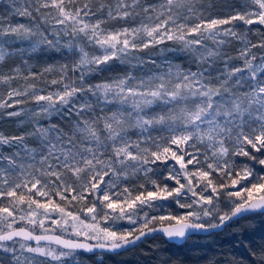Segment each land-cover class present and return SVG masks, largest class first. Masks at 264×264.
<instances>
[{
  "label": "snow or ice",
  "instance_id": "6c2138e0",
  "mask_svg": "<svg viewBox=\"0 0 264 264\" xmlns=\"http://www.w3.org/2000/svg\"><path fill=\"white\" fill-rule=\"evenodd\" d=\"M0 8V120L27 125L0 131V264H79L264 216V0ZM45 52L63 59L34 64ZM249 251L264 264V243Z\"/></svg>",
  "mask_w": 264,
  "mask_h": 264
},
{
  "label": "trees",
  "instance_id": "16d2710c",
  "mask_svg": "<svg viewBox=\"0 0 264 264\" xmlns=\"http://www.w3.org/2000/svg\"><path fill=\"white\" fill-rule=\"evenodd\" d=\"M37 56L39 58L35 59L34 64L40 66L63 59L56 52L39 53ZM256 167L259 168L258 165ZM170 207L174 212L183 211L174 204ZM255 221L259 227L257 230H252L248 226ZM259 243H264V216L251 214L232 221L222 232L208 236L193 235L179 245L169 243L157 235L146 238L136 247L118 254L82 252L79 254L87 258L91 264H159V259L168 257L179 258L184 261V264H209L212 260L218 261L219 264L232 260L239 264H248L253 259L249 251L250 247Z\"/></svg>",
  "mask_w": 264,
  "mask_h": 264
},
{
  "label": "rangeland",
  "instance_id": "374dc122",
  "mask_svg": "<svg viewBox=\"0 0 264 264\" xmlns=\"http://www.w3.org/2000/svg\"><path fill=\"white\" fill-rule=\"evenodd\" d=\"M228 2H234V0H230V1H227V0H217V3L218 4H221V5L224 4V3H228ZM2 10L3 9L0 8V11H2ZM45 53H51V52H45ZM168 55L171 58L176 59L180 63H185V59H184L183 56H175L174 54H168ZM154 58L157 59L158 61H160V60H162V54H160V53L157 52L155 54V57ZM34 61H35V59H33V63H35ZM58 62H60V61L59 60L58 61H55V62L53 61L51 63H58ZM122 67L123 66L117 67L118 68L117 71L122 70ZM19 119H23V117H21ZM26 126H27L26 124L20 125V124H18L16 122H13V121L0 120V131H4L5 133H17V132L21 131L23 129V127H26ZM117 227H120V228H128L129 225H127L126 223H122L121 222V223H118ZM248 227H250L252 230H257V227H259V226H258L257 221H255V222H252ZM251 229H250V231H252ZM238 232H242L243 233L245 231H238ZM79 264H91V263H90V261L87 258H85V257H83V256H81L79 254Z\"/></svg>",
  "mask_w": 264,
  "mask_h": 264
},
{
  "label": "water",
  "instance_id": "95a60500",
  "mask_svg": "<svg viewBox=\"0 0 264 264\" xmlns=\"http://www.w3.org/2000/svg\"><path fill=\"white\" fill-rule=\"evenodd\" d=\"M249 215H251V214H249ZM238 220V219H237ZM232 221H230V222H228V224L225 226V227H223V228H221V229H215V230H210V231H207V232H203V231H201V232H192V233H190V235H189V237H191V236H193V235H202V236H208V235H211L212 233H218V232H222L230 223H231ZM158 226V225H157ZM161 236V237H163L167 242H169V243H173V244H183L187 239H185V240H183V241H177V240H168L162 233H154V234H152V235H149V236H147L146 238H152V237H154V236ZM146 238H144L142 241H140V242H138L137 243V245H139L141 242H143ZM136 245V246H137ZM136 246H134V247H136ZM134 247H132V248H134ZM132 248H130V249H132ZM126 250H129V249H122V250H120V251H118V252H104V251H96V252H93V253H86V252H82V253H85V254H98V253H104V254H118V253H120V252H124V251H126Z\"/></svg>",
  "mask_w": 264,
  "mask_h": 264
}]
</instances>
